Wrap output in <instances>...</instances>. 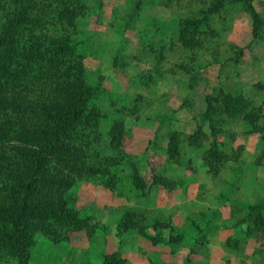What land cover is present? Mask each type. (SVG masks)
Returning a JSON list of instances; mask_svg holds the SVG:
<instances>
[{
  "label": "rangeland",
  "instance_id": "1",
  "mask_svg": "<svg viewBox=\"0 0 264 264\" xmlns=\"http://www.w3.org/2000/svg\"><path fill=\"white\" fill-rule=\"evenodd\" d=\"M252 2L256 34L235 0L21 1L42 16L23 43L71 33L103 112L101 172L64 192L79 221L36 233L28 264H264V208L250 211L264 200V0Z\"/></svg>",
  "mask_w": 264,
  "mask_h": 264
},
{
  "label": "trees",
  "instance_id": "2",
  "mask_svg": "<svg viewBox=\"0 0 264 264\" xmlns=\"http://www.w3.org/2000/svg\"><path fill=\"white\" fill-rule=\"evenodd\" d=\"M21 1L0 0L2 264L10 258L18 264H28L29 247L36 233L55 240L54 224L79 221L78 213L67 206L64 192L73 184L75 173L81 176L85 172H101L104 159L95 153L93 142L103 117L101 110L90 106L98 87L83 77L82 56L76 53L74 38L69 32L58 31L44 39V44H24L22 32L35 31L42 16L30 19L32 15ZM235 1L247 9L256 34L260 15L252 0ZM57 18L65 19L64 13L57 14ZM67 23L63 21L65 29ZM206 100L212 107V101L218 98L208 96ZM234 102L225 104L224 110L231 114L241 111L246 101L238 95ZM206 115L210 116L208 109ZM120 138L115 124L108 145L118 148ZM133 180L143 185L137 175ZM263 208L264 200L251 206L250 211L259 214ZM118 260L113 254L106 264Z\"/></svg>",
  "mask_w": 264,
  "mask_h": 264
}]
</instances>
